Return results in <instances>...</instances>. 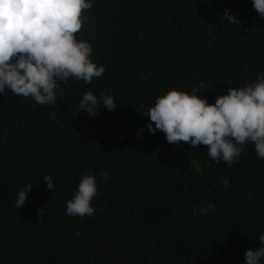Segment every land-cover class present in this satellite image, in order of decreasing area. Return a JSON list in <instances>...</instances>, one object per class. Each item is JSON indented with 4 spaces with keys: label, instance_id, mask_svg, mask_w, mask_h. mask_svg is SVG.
<instances>
[{
    "label": "trees",
    "instance_id": "trees-1",
    "mask_svg": "<svg viewBox=\"0 0 264 264\" xmlns=\"http://www.w3.org/2000/svg\"><path fill=\"white\" fill-rule=\"evenodd\" d=\"M92 3L74 35L105 66L101 78L61 83L54 106L0 94V264H245L264 233V160L254 145L231 167L216 164L208 146L149 133L151 121L137 108L170 90L190 94L201 82L199 95L214 104L229 87L254 82L264 71V19L252 0ZM226 8L242 25L224 19ZM88 91L112 96L115 109L81 111ZM86 174L97 177V210L70 217L66 201ZM27 183L33 190L17 209ZM204 201L215 212L194 216Z\"/></svg>",
    "mask_w": 264,
    "mask_h": 264
},
{
    "label": "clouds",
    "instance_id": "clouds-1",
    "mask_svg": "<svg viewBox=\"0 0 264 264\" xmlns=\"http://www.w3.org/2000/svg\"><path fill=\"white\" fill-rule=\"evenodd\" d=\"M92 7V0H0V94L54 106L58 100L55 90L61 83L71 78L90 84L93 78H101L105 66L93 63L91 44L74 35L88 23L89 17L83 12ZM252 7L264 19V0H252ZM230 11L224 10V19L242 25ZM205 87L201 82L190 94L170 90L156 96L152 105L140 104L137 111L151 121L147 131L153 135L163 132L167 142L176 146L180 142L193 148L208 146V157L228 167L238 162L247 144H253L258 159L264 160V71L257 74L254 82L229 87L214 104L199 95ZM101 105L113 111L116 102L110 95L100 93L98 97L88 91L78 107L96 116ZM54 117V113L49 115V119ZM142 131L137 132L138 138ZM100 178L107 180V172L102 171ZM43 182L51 192L56 187L51 175L44 176ZM223 184L227 187L229 179L225 178ZM32 190L33 185L27 183L17 193V209L25 206ZM98 194L97 177L82 176L74 196L66 201V215L91 218L97 210L91 204ZM47 206L38 210L37 223L44 222ZM215 210L214 203L204 201L192 214L206 216ZM258 241V247L245 251V264H264V233Z\"/></svg>",
    "mask_w": 264,
    "mask_h": 264
}]
</instances>
